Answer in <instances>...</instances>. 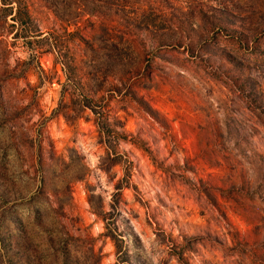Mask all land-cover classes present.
<instances>
[{
    "label": "rangeland",
    "instance_id": "obj_1",
    "mask_svg": "<svg viewBox=\"0 0 264 264\" xmlns=\"http://www.w3.org/2000/svg\"><path fill=\"white\" fill-rule=\"evenodd\" d=\"M0 264H264V0H0Z\"/></svg>",
    "mask_w": 264,
    "mask_h": 264
}]
</instances>
